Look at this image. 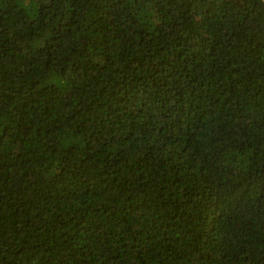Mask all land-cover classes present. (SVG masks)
Wrapping results in <instances>:
<instances>
[{
    "label": "trees",
    "instance_id": "1",
    "mask_svg": "<svg viewBox=\"0 0 264 264\" xmlns=\"http://www.w3.org/2000/svg\"><path fill=\"white\" fill-rule=\"evenodd\" d=\"M0 264H264V0H0Z\"/></svg>",
    "mask_w": 264,
    "mask_h": 264
}]
</instances>
